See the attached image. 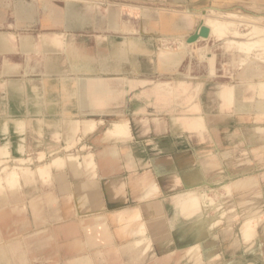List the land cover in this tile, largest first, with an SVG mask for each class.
Instances as JSON below:
<instances>
[{
  "label": "crops",
  "instance_id": "crops-1",
  "mask_svg": "<svg viewBox=\"0 0 264 264\" xmlns=\"http://www.w3.org/2000/svg\"><path fill=\"white\" fill-rule=\"evenodd\" d=\"M15 14L13 22L0 17V26L41 24L44 54L34 33L0 31V162L33 164L44 155L49 169L45 178L36 174L30 190L21 179L14 188L17 209L0 208L5 240L25 235L33 242L47 232L45 243H33L31 264H71L89 253L93 264H194L185 256L191 247L199 246L209 262L248 241L243 222L264 215L263 126L255 124L248 135L240 124L232 145L231 129L216 128L209 112L200 114L192 103L183 114L182 100H168L175 93L162 84L169 81L136 76L120 43L56 49L61 39L50 33L56 25L99 29L105 23L119 30L114 9L101 16L74 3L59 9L17 0ZM251 61L244 59L238 81L218 84L232 85L234 98L231 108L222 109L220 99L219 106L258 119L264 78L242 76ZM253 68L262 71L264 64ZM116 124L125 135L107 136ZM39 199L46 209L34 210Z\"/></svg>",
  "mask_w": 264,
  "mask_h": 264
},
{
  "label": "rangeland",
  "instance_id": "rangeland-1",
  "mask_svg": "<svg viewBox=\"0 0 264 264\" xmlns=\"http://www.w3.org/2000/svg\"><path fill=\"white\" fill-rule=\"evenodd\" d=\"M17 0H0V17H5L7 22H13L15 14V4ZM25 4L38 7L41 4H49L59 9H63L69 3L89 6L93 11H97L101 16L106 15L108 10H115V18L119 22V30H113L105 24L99 29L93 26H86L79 29H66L63 24L56 25L50 33L58 34L61 42L58 47L62 54L63 50L76 44H94L97 42L103 49H111L115 43H120L118 47L123 49L125 60L134 62L135 75L153 79L151 84H156L158 80L169 81L171 84H162L167 92H174L168 100H182V113L191 112V104L196 103L195 111L200 114L208 113L214 118L216 128L221 131L231 129L230 139L234 145L233 134L238 132V127L247 125L248 135L253 134L255 124L264 127V115L243 114L234 112L231 109L222 111L219 106L217 92L218 84L234 83L239 77V71L244 67L243 61L250 62L247 71L242 76L254 75L264 78V70L254 69L253 65H262L264 51L261 47H253L256 38L263 39L264 33L258 30L264 29V0H22ZM39 16L44 18V10ZM36 15V14H35ZM220 17L229 23L233 28L227 39L219 40L212 38L205 40L200 38L201 27L206 19ZM244 17V18H243ZM248 21V22H246ZM125 22V24H124ZM4 26V27H3ZM0 26L4 32H14L15 35L34 33L37 37L38 51L40 56L44 54L42 47V25L41 24H6ZM51 27V25H50ZM126 27L128 30H122ZM199 29V30H198ZM239 30V31H238ZM177 31V32H176ZM256 33L261 36H256ZM198 35V36H197ZM196 37V38H195ZM245 43L254 48L250 54L242 53L239 44ZM166 50L170 52H184V58L178 68H172L170 72L160 70L159 52ZM260 53V55L258 54ZM263 54V55H262ZM121 77V76H120ZM119 79H126L125 77ZM182 79L183 84H175ZM189 81V84L187 82ZM169 104V103H168ZM136 108L139 105L135 106ZM225 112V115H223ZM239 113L241 115H239ZM203 114V115H204ZM241 116V117H240ZM261 130V129H259ZM264 133V129H263ZM125 135V133H124ZM123 136V135H122ZM63 155V153L59 154ZM89 162V157L86 158ZM12 161L0 162V173L12 169L15 166L22 168L40 166L48 163L46 157L41 155L38 162ZM28 167H23V166ZM36 170V169H35ZM4 176V175H3ZM218 192L216 191L215 196ZM222 207H220L221 210ZM218 211V210H217ZM40 213V212H39ZM38 217L43 215L38 214ZM264 218L259 216L244 221L253 222ZM218 224H224L220 222ZM240 226L237 227L239 231ZM252 236L246 237L244 243L235 250L227 251L219 257L211 260L207 264H264V221L253 229ZM33 243H28V251L31 255ZM36 244V243H35ZM263 244V245H262ZM92 262V258H89ZM217 259V260H216ZM195 262L194 264H206ZM14 261V260H13ZM16 261V260H15ZM14 261V262H15ZM185 262L186 259L184 258ZM87 262V261H84ZM88 262V263H89ZM90 264V263H89ZM92 264V263H91ZM190 264V263H184Z\"/></svg>",
  "mask_w": 264,
  "mask_h": 264
},
{
  "label": "bare ground",
  "instance_id": "bare-ground-1",
  "mask_svg": "<svg viewBox=\"0 0 264 264\" xmlns=\"http://www.w3.org/2000/svg\"><path fill=\"white\" fill-rule=\"evenodd\" d=\"M244 18V17H243ZM248 22V21H246ZM249 23V22H248ZM125 24V22H124ZM204 26L201 27L200 38L205 40H210L212 38L224 40L227 39L230 32L233 31V28L229 27V23L225 22L220 17H211L209 19H206V21L203 24ZM123 29H126V27H123ZM199 30V29H198ZM239 31V30H238ZM177 32V31H176ZM258 33H264V29L258 30ZM198 36V35H197ZM256 36H261L256 33ZM196 38V37H195ZM239 44V49L242 51H246L250 54V52L256 47H261L264 51V38L258 39L256 38L252 46L245 44V43H237ZM5 46V45H4ZM162 56L160 57V65L161 66H168L169 68H172L174 66H178L181 64L183 58H184V52H170L163 50L161 51ZM260 55V53H258ZM263 55V54H262ZM264 58V57H263ZM253 61V60H252ZM261 62L264 63V59L261 60ZM164 69V68H163ZM174 69V68H173ZM166 70V69H164ZM167 72V71H166ZM91 92V91H90ZM45 93V92H44ZM217 96L221 100L222 103V109L231 108L234 105V98H233V86L232 85H226L223 87H220ZM235 109V108H234ZM24 119V118H23ZM120 122V121H119ZM29 124V123H28ZM127 125V124H126ZM128 126V125H127ZM94 128V126H93ZM125 133V126L122 124H116L113 129H109L107 131V136L113 137V136H122ZM20 150V149H19ZM5 151V149H4ZM3 157V156H2ZM200 160V159H199ZM73 161V160H70ZM75 161V160H74ZM69 162V161H68ZM77 163V162H76ZM69 165V164H68ZM25 167V166H23ZM78 167V166H77ZM97 167V166H96ZM38 168V167H37ZM98 168V167H97ZM225 168V167H224ZM49 167L48 166H42L39 167L37 170H33L31 168H22L19 166H15L12 169L4 172V174L0 173V208H3L5 204H7L8 207L12 208L13 210L17 209L19 207L20 203V197L16 195V191H14V188L19 184L21 179H24L28 185V189L30 190V185L32 184L33 180L35 179L36 174H40L43 178L46 177L47 171ZM198 169V168H197ZM1 170V169H0ZM227 170V169H226ZM242 170V169H241ZM81 171V170H80ZM115 171V170H114ZM234 172V171H233ZM239 172V171H238ZM244 172V171H243ZM246 172V171H245ZM78 173V172H77ZM229 174V173H228ZM232 174V172H231ZM236 174V173H235ZM4 175V176H3ZM233 175V174H232ZM38 176V175H37ZM105 176V175H104ZM234 176V175H233ZM40 177V176H39ZM101 177V176H100ZM236 177V176H235ZM248 177V176H247ZM38 178V177H37ZM231 178V177H230ZM202 179V178H201ZM249 179V178H248ZM258 179V178H257ZM211 180V179H210ZM243 180V179H242ZM209 181V180H208ZM237 181V180H236ZM240 181V180H238ZM99 182V180H98ZM122 182V181H121ZM126 182V181H125ZM198 182V181H197ZM64 183V182H63ZM69 183V182H68ZM257 183V182H256ZM234 184V182H233ZM258 184V183H257ZM125 185V184H124ZM245 185V184H244ZM87 186V185H86ZM119 186V184H118ZM64 187V186H63ZM85 187V186H84ZM98 187V186H97ZM126 187V186H125ZM69 189V188H68ZM99 189V188H98ZM7 190V191H6ZM64 191V190H63ZM41 192V191H40ZM46 192V191H45ZM103 192V191H102ZM67 193V192H66ZM204 194V193H203ZM40 195V194H39ZM43 195V194H42ZM102 195V194H101ZM205 195V194H204ZM37 196V195H36ZM49 196V195H48ZM53 196V195H52ZM60 196V195H59ZM41 198V197H39ZM45 198V197H44ZM43 198V199H44ZM36 199V198H32ZM198 200V199H197ZM31 201V200H30ZM44 201V200H43ZM42 199H39V202L34 204L35 209H40L42 207L45 208V205L43 206ZM212 201V200H211ZM37 202V201H36ZM32 203V202H31ZM240 203V202H239ZM25 204V203H24ZM104 204V203H103ZM102 204V205H103ZM161 204V203H160ZM202 204V203H201ZM235 204V202H234ZM264 204V203H263ZM58 205V204H56ZM236 205V204H235ZM31 206V205H30ZM6 207V206H5ZM25 207V206H23ZM202 207V206H201ZM46 209V208H45ZM44 209V210H45ZM27 210V209H26ZM142 210V209H141ZM37 212V211H36ZM60 212V211H59ZM3 213V212H2ZM1 213V214H2ZM47 213V212H46ZM162 213V212H161ZM201 213V212H200ZM0 214V216H1ZM30 214V213H28ZM48 214V213H47ZM50 214V213H49ZM123 217L127 215L126 212L121 213ZM143 215V213H141ZM25 215V214H24ZM46 215V214H45ZM164 215V214H163ZM48 216V215H47ZM137 214L133 215V218H137ZM238 216V214H237ZM26 217V216H25ZM50 217V216H49ZM90 217V216H89ZM158 217V216H157ZM62 218V217H61ZM4 219V218H2ZM30 219V218H29ZM39 222H43L45 220L44 216L37 218ZM50 219V218H49ZM147 219V218H146ZM88 220V219H87ZM105 220V219H104ZM24 221V220H23ZM32 221V220H31ZM264 221V218L257 219L253 222L245 223V225L242 226V233L243 236L251 237L252 231L257 230V227L260 223ZM80 222V221H79ZM89 222V221H88ZM100 222V221H99ZM102 222V221H101ZM158 222V221H157ZM4 223V221H3ZM8 223V222H7ZM169 223V222H167ZM15 224V223H14ZM86 224V223H85ZM99 224V223H98ZM244 224V223H243ZM4 225V224H3ZM13 225V224H11ZM26 225V224H25ZM29 225V224H28ZM35 225V224H34ZM97 225V224H95ZM105 225V224H104ZM78 226V225H77ZM147 226V225H146ZM170 226V225H169ZM7 227V225H6ZM201 227V226H200ZM54 228V227H53ZM56 228V226H55ZM158 228V227H157ZM168 228V227H167ZM8 229V228H7ZM15 229V228H14ZM81 229V228H80ZM102 229V228H101ZM104 229V228H103ZM108 229V228H107ZM54 230V229H53ZM149 230V229H148ZM147 230V231H148ZM198 230V229H197ZM241 230V229H240ZM41 231V230H40ZM49 231V229H48ZM168 232V231H167ZM181 232V231H180ZM200 232V231H199ZM61 233V232H60ZM241 233V234H242ZM173 234V233H172ZM254 234V233H253ZM30 235V234H29ZM36 235V234H35ZM42 236L39 237V239L33 240L34 244L37 242L40 244L43 242L45 243L47 241V232L41 234ZM51 235V234H50ZM54 235V234H53ZM81 235V234H80ZM51 237V236H50ZM176 237V236H175ZM56 238V237H55ZM149 238V237H148ZM82 239V238H81ZM85 239V238H84ZM112 239V238H110ZM65 240V239H64ZM144 240V239H143ZM142 240V241H143ZM32 241L31 237H25V235H21V237H15L12 238V240H5L4 234L0 231V264H31V255L28 251V243ZM57 241V240H56ZM109 241V240H108ZM151 241V240H150ZM200 241V240H199ZM113 244V243H112ZM198 244V243H197ZM202 244V243H201ZM263 245V244H262ZM47 246V245H45ZM175 246V245H174ZM193 246V245H192ZM189 248V247H187ZM97 250V249H96ZM102 250V249H101ZM60 251V250H59ZM79 251V250H78ZM86 252V251H85ZM92 252V251H91ZM100 252V251H99ZM207 252V251H206ZM105 253V251H104ZM175 253V252H174ZM120 254V253H119ZM204 254V253H203ZM215 254V253H214ZM75 255V254H74ZM218 255V254H217ZM220 255V254H219ZM71 256V255H70ZM120 256V255H119ZM187 259L191 260L192 262H201L200 258L202 256L201 248L199 246H194L189 248L186 251L185 254ZM207 256V255H205ZM72 257V256H71ZM203 257V256H202ZM215 257V256H214ZM219 257V256H218ZM217 257V258H218ZM89 258L91 257V254H85L80 257L73 258V264H93V262H89ZM204 258V257H203ZM211 259V258H209ZM220 259V257H219ZM15 262H14V261ZM21 260V261H19ZM33 260V259H32ZM92 260V259H91ZM122 260V259H121ZM217 260V259H216ZM87 261V262H84ZM207 261V260H206ZM89 262V263H88ZM203 263H211L204 262ZM71 263V264H72ZM64 264V263H63ZM124 264V263H123ZM217 264V263H216Z\"/></svg>",
  "mask_w": 264,
  "mask_h": 264
}]
</instances>
